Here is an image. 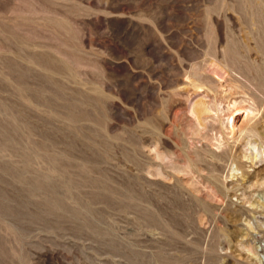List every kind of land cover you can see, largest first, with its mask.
<instances>
[{
  "label": "rangeland",
  "instance_id": "rangeland-1",
  "mask_svg": "<svg viewBox=\"0 0 264 264\" xmlns=\"http://www.w3.org/2000/svg\"><path fill=\"white\" fill-rule=\"evenodd\" d=\"M229 1L0 0V264H264V0Z\"/></svg>",
  "mask_w": 264,
  "mask_h": 264
},
{
  "label": "bare ground",
  "instance_id": "bare-ground-1",
  "mask_svg": "<svg viewBox=\"0 0 264 264\" xmlns=\"http://www.w3.org/2000/svg\"><path fill=\"white\" fill-rule=\"evenodd\" d=\"M219 1H220V0H219ZM230 1H231V0H230ZM230 1H229V2H230ZM250 1H251V0H250ZM250 1H249V2H250ZM255 1H257V0H255ZM221 2H222V1H221ZM252 2H254V1H252ZM252 2H251V3H252ZM259 2H261V1H259ZM223 3H224V2H223ZM225 3H226V2H225ZM227 3H228V2H227ZM263 3H264V2H263ZM219 4H220V3H219ZM219 4H218V6H219ZM244 4L246 5V3H244ZM259 4H260V3H259ZM224 5H225V4H224ZM231 5H232V4H231ZM247 5H248V4H247ZM225 6H226V5H225ZM252 6H253V5H252ZM254 6H255V4H254ZM258 6H259V5H258ZM258 6H257V7H258ZM228 7H229V5H228ZM248 7H249V6H248ZM250 7H251V6H250ZM257 7H256V8H257ZM260 7H261V6H260ZM262 7H263V5H262ZM262 7H261V8H262ZM219 8H220V7H219ZM222 8H224V7L222 6ZM256 8H255V9H256ZM216 9H217V8H216ZM233 9H234V8H233ZM253 9H254V8H253ZM217 10H218V9H217ZM225 10H226V8H225ZM229 10H230V9H229ZM250 10H251V9H250ZM256 10H257V9H256ZM251 12H254V11H251ZM216 13H217V12H216ZM223 13H225V12L223 11ZM255 13H256V12H255ZM262 13H263V12H262ZM218 14H219V13H218ZM250 15H251V14H250ZM254 16H255V15H254ZM257 16H258V15H257ZM223 17H224V16H223ZM226 17H227V16H226ZM254 19H255V18H254ZM254 19H253V20H254ZM253 20H252V21H253ZM256 20H257V19H255V21H256ZM255 21H254V22H255ZM213 32H214V31H213ZM219 34H220V33H219ZM232 34H233V33H232ZM233 36H234V35H233ZM210 39H211V38H210ZM231 39H232V38H231ZM217 40H218V39H217ZM233 40H234V39H233ZM233 40H232V41H233ZM210 41H211V40H210ZM208 42H209V41H208ZM213 43H214V42H212V44H213ZM232 43H234V41H233ZM206 45H207V44H206ZM216 45H217V42H216ZM212 46H213V45H212ZM220 46H222V45H220ZM220 46H219V47H220ZM225 47H226V46H225ZM208 48H209V47H208ZM213 48H214V46H213ZM216 48H217V47H216ZM223 48H224V47H223ZM223 48H222V50H223ZM217 49H219V48H217ZM232 49H233V48H232ZM211 51H212V50H211ZM224 51H225V49H224ZM224 51H223V52H224ZM214 52H216V50H215ZM218 52H219V51H218ZM208 53H209V52H208ZM216 54H217V53H216ZM211 61H212V60H211ZM214 63H215V62H214ZM212 64H213V63H212ZM215 65H216V64H215ZM213 66H214V65H213ZM212 69H213V71H214V69L216 70V67H215V68L213 67ZM206 77H207V76H206ZM199 78H201V77H199ZM261 83H262V82H261ZM262 92H263V91H262ZM202 102H203V101H202ZM202 102H201V103H202ZM197 103H198V102H197ZM204 103H205V102H204ZM204 103H202L200 106H198V107L196 108V111L198 112V114L201 113L202 111H205V110H206V105H205ZM198 104H199V103H198ZM193 110H194V109H193ZM220 110H221V109H220ZM227 110H228V109H227ZM229 110H230V109H229ZM194 111H195V110H194ZM226 112H227V111H226ZM235 113H237V111H236ZM235 113L232 114L231 111H228V114H227V116L225 117V118H226L227 126L229 127L230 130H235V129H237L236 127L239 126V125H238L239 123H238L237 121L235 122V121L232 120L233 117H234V114H235ZM196 114H197V113H196ZM199 115H200V114H199ZM223 115H226V114L224 113ZM241 123H242V122H240V124H241ZM234 128H235V129H234ZM255 149H256V148H255ZM261 152H262V150H260V149L257 150V149H256L255 152H250V153L248 154V157H250V158L253 160L256 156H258L259 154H261ZM254 203H255L256 205H258V206H261V207L263 206V204H262L261 202H259L258 200H255Z\"/></svg>",
  "mask_w": 264,
  "mask_h": 264
}]
</instances>
